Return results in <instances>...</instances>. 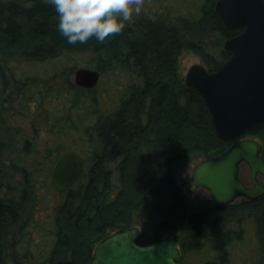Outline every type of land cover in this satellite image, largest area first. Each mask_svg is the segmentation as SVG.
Returning <instances> with one entry per match:
<instances>
[{"label": "trees", "instance_id": "16d2710c", "mask_svg": "<svg viewBox=\"0 0 264 264\" xmlns=\"http://www.w3.org/2000/svg\"><path fill=\"white\" fill-rule=\"evenodd\" d=\"M216 2L201 0L200 17L188 18L181 28L148 22L126 26L103 43L93 37L73 45L58 31V13L47 0H0V264H10L9 253L14 251L23 250V258L34 259L35 253L25 246L30 241L28 228L38 191L53 193L61 200L45 243L35 248L37 264H89L98 242L116 230L133 226L140 229L136 239L140 246L183 233L182 241L176 239L181 264H185V253L205 247L216 256L204 264H227V249L242 239L230 223L239 219L242 210L254 217L257 233L262 235L264 197L242 199L240 206L234 202L223 209L212 206L188 213L186 199L176 184L180 169L228 148L216 137L202 98L179 75L177 61L182 51H194L213 72L228 59L221 44L240 30L220 23ZM89 52L122 54L124 65L138 74L140 83L130 86L115 111L96 119L80 134L81 140L89 138L94 145L87 155L91 165L84 167L76 187L58 193L49 177H37L29 168L33 143L23 135L20 140L11 134L1 105L10 103L20 88L26 87L19 84L16 61L34 66ZM74 85L69 88L74 96H65L67 101L57 110L63 118H53L54 122L67 123L65 134L81 130L78 124L82 119L78 122L76 118L85 107L78 92L83 88ZM43 93L33 90L22 104L29 105L38 95L42 100ZM92 103H96L95 98ZM250 135L261 144L264 160V127ZM55 151L49 149L47 154L59 158Z\"/></svg>", "mask_w": 264, "mask_h": 264}, {"label": "rangeland", "instance_id": "374dc122", "mask_svg": "<svg viewBox=\"0 0 264 264\" xmlns=\"http://www.w3.org/2000/svg\"><path fill=\"white\" fill-rule=\"evenodd\" d=\"M200 4L201 0H145L144 10L126 26L137 27L142 23L159 22L166 26L181 28L185 26L188 18L197 20L200 17V11H198ZM200 42L206 43L208 41ZM223 44L224 42L221 45L223 46ZM121 55L114 56L106 52L102 54L77 53L69 55L68 58L49 60L34 66L15 62L19 74V84L24 83L23 85L26 87L20 88L21 91L12 97L10 103L6 102L1 107L8 121L7 127L12 129L11 134H16L20 140L23 135L33 143L28 165L30 169L34 170L37 177L47 176L51 181V171L57 158L55 154H47L49 149L51 151L57 149L58 151L55 152H58L59 156L71 151L77 152L82 157L84 167L91 165V160L87 155L93 150L94 145L89 138L81 140L80 134H83L85 128L93 125L96 119L115 111L126 96L130 86L140 83L138 74L133 69L126 68L124 58ZM177 61L179 75L182 77H185L191 66L195 64L204 66L200 55L194 51H182L178 54ZM78 68L96 70L100 77L94 88L78 90L85 106L76 118L78 122V118L82 119V123L78 124L81 130L65 134L63 132L67 123H63V121L54 122L53 118L59 116L63 118V113L57 110L67 101L65 96H74L75 92L70 94L69 88L74 85V72ZM26 75L30 79L25 80L22 77ZM38 89L44 91L42 100L39 101L41 95H38L37 98H34V102L23 105L25 95ZM94 98L96 103H92ZM57 113L58 115H56ZM247 138L255 139L251 135H248ZM11 156L14 157V155ZM195 166V164H188L180 169L176 175V184L186 199L188 213L213 206L207 190L195 188L192 185L191 177ZM239 175L241 180L250 187V173L245 164L241 165ZM17 179L16 176L14 181ZM259 179L264 184V178L260 177ZM76 183L73 185L74 187H76ZM242 199H236L233 205L240 206L243 204ZM60 200L61 198L56 197L53 193L38 191L33 221L28 228L30 241L25 246V249H30V253H35L34 259L36 261V253L38 252H35V248L37 249L45 243L44 236L47 230L52 227V220L56 217ZM238 217V220L230 223V227L240 231L242 239L232 243L227 249V264H264V231L262 235H258L255 219L247 210H242ZM53 227L55 228V226ZM170 236L182 241L185 235L178 232ZM22 244L24 243L22 242ZM11 254L12 256L8 259L10 264H37L34 259L23 258V250L19 253L10 252L9 255ZM215 256L216 254L212 249L205 247L185 253L184 263L204 264L214 260Z\"/></svg>", "mask_w": 264, "mask_h": 264}, {"label": "water", "instance_id": "95a60500", "mask_svg": "<svg viewBox=\"0 0 264 264\" xmlns=\"http://www.w3.org/2000/svg\"><path fill=\"white\" fill-rule=\"evenodd\" d=\"M215 14L227 29L240 33L227 39L223 49L228 59L215 71L203 65L191 66L185 84L204 101L211 116L216 137L227 145L221 154L198 163L191 177L195 188H203L218 209L238 198L256 201L264 197V160L261 144L250 133L264 127V0H217ZM100 74L78 68L74 84L94 88ZM245 164L251 186L240 178ZM84 163L74 152L57 158L51 171V184L58 193L69 190L83 175ZM136 226L120 229L98 242L89 264H181L180 246L173 236L147 246L136 239Z\"/></svg>", "mask_w": 264, "mask_h": 264}, {"label": "clouds", "instance_id": "9594fccd", "mask_svg": "<svg viewBox=\"0 0 264 264\" xmlns=\"http://www.w3.org/2000/svg\"><path fill=\"white\" fill-rule=\"evenodd\" d=\"M58 13L57 28L69 44L101 43L121 33L145 6V0H47Z\"/></svg>", "mask_w": 264, "mask_h": 264}]
</instances>
